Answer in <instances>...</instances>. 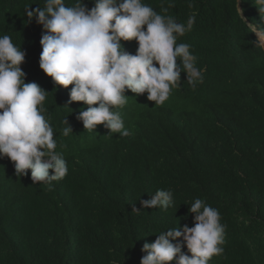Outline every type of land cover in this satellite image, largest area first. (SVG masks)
I'll return each mask as SVG.
<instances>
[{"label":"trees","instance_id":"16d2710c","mask_svg":"<svg viewBox=\"0 0 264 264\" xmlns=\"http://www.w3.org/2000/svg\"><path fill=\"white\" fill-rule=\"evenodd\" d=\"M143 2L179 23L195 16L177 44L190 45L203 83L192 88L181 72V86L163 105L126 91L127 103L114 109L130 132L124 137L103 125L83 129L76 115L87 106L65 105L72 85H55L39 68L45 33L25 9L45 0H0V36L25 52V83L48 92L45 118L68 164L49 188L32 184L30 170L16 176L13 162L0 157V264H140L145 242L193 226L189 207L197 198L218 209L225 225L224 252L208 264H264V49L254 46L240 9L246 23L262 27L264 13L255 0ZM121 43L135 54L134 40ZM161 189L173 192L174 207L141 206Z\"/></svg>","mask_w":264,"mask_h":264},{"label":"clouds","instance_id":"9594fccd","mask_svg":"<svg viewBox=\"0 0 264 264\" xmlns=\"http://www.w3.org/2000/svg\"><path fill=\"white\" fill-rule=\"evenodd\" d=\"M255 6L264 13V0H255ZM241 13L240 9L248 32L256 36L254 46L264 49V27L246 23ZM25 14L29 22L34 17L45 33L40 40L39 68L55 85H72L65 105L82 102L87 106L76 119L90 132L103 125L109 133L130 135L114 110L127 103L126 91L137 96L146 93L148 101L163 105L172 89L181 86V72L192 88L203 83L190 45L177 44L178 37L191 31L195 16L179 23L143 0H95L90 9L82 0H75L73 6L64 0H45V7L29 10L28 6ZM133 40L137 48L130 54L121 41ZM24 58L25 52L9 35L0 36V157L13 162L16 176H26L30 170L32 184L51 188L68 174V164L63 153L55 151L54 130L45 118L43 102L48 92L35 82L25 83L20 67ZM63 123L62 134L68 136L72 129L66 117ZM174 205L173 192L163 189L141 201L143 208L150 209L167 210ZM189 213L194 214L193 226H176L160 232L154 242H145L141 251L146 255L140 264H208L213 256L223 254L225 225L218 209L197 198Z\"/></svg>","mask_w":264,"mask_h":264}]
</instances>
